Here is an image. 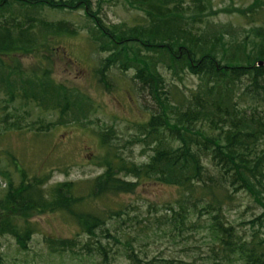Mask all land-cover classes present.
I'll return each instance as SVG.
<instances>
[{
  "label": "trees",
  "instance_id": "trees-1",
  "mask_svg": "<svg viewBox=\"0 0 264 264\" xmlns=\"http://www.w3.org/2000/svg\"><path fill=\"white\" fill-rule=\"evenodd\" d=\"M123 1L142 12L145 18L126 30L109 28L100 19L96 20L95 34L89 35L91 48L97 46L99 51L110 52L108 48L114 47L116 57L124 45L135 40L139 44L143 42L149 50L162 52L166 60L174 64L173 68L179 65L197 77L199 84L184 95L176 86L167 89L162 77L149 65L137 69L135 79L157 108L147 124L138 129L143 139L137 142L151 153L147 161L136 164L117 154L106 153L100 159L99 166L104 172L99 177L45 190L41 187L45 184L42 179L29 180L25 172L13 164L23 181L16 188L10 184L5 200L0 202V236L13 237L18 247L25 250L34 228L27 223L18 233L16 218L28 219L33 212L47 210L62 212L76 224L79 233L68 239L45 237L44 244L50 255L81 254L100 259L98 264H110L118 250H112L111 244H115L129 264H149L134 251V244L142 242L138 237L118 235V223L114 221L120 220L121 225H126L123 219L126 217L127 221L134 220V225L141 223L135 216L129 218L125 204L117 203V208L112 210L87 209L93 201L107 202L117 196L133 194L137 185L144 182L173 187L177 191L176 201L167 207L169 215L153 218L155 226L169 227L167 232H161L164 236L174 239L186 230H199L195 221L204 219L209 223L208 231L218 243L217 252L222 254L225 263L264 264V241L256 239V235L249 240L239 237L227 226L223 213L224 206L241 191L261 208L256 222L264 226V27L258 26L260 20L262 23L264 20V0H253L252 5L242 11L243 15L240 13L241 18L247 19L246 33H254L259 43L256 53L246 55L243 63L235 60L237 66H232L236 63L229 50L239 51L241 45L233 39L227 46L220 42L221 34L230 38L236 35L229 28L221 29L219 35V27H210L206 18L207 12L209 15L211 12L209 0ZM69 6L88 11L90 0H0V101L4 109L23 102L36 104L58 118L72 121L82 118L86 108L82 96H75L63 85L49 80L48 70L42 72V78L27 76L16 61L17 56L30 55L45 63L44 54L51 51H47L49 38L75 36L70 24L36 19L27 15L26 10L29 13L39 7L63 10L70 9ZM16 7L19 16L13 10ZM223 46L229 54H224L227 50L220 52ZM258 62L262 66H258ZM8 116L5 113L1 120L5 125L3 130L20 131V122L12 121L15 124L11 125ZM111 135V130L101 133L104 148L110 146ZM174 142L178 145L174 146ZM204 160L212 170L204 165ZM80 236H86L87 240L81 242ZM163 262L191 264L182 260Z\"/></svg>",
  "mask_w": 264,
  "mask_h": 264
},
{
  "label": "rangeland",
  "instance_id": "rangeland-1",
  "mask_svg": "<svg viewBox=\"0 0 264 264\" xmlns=\"http://www.w3.org/2000/svg\"><path fill=\"white\" fill-rule=\"evenodd\" d=\"M252 3L253 0H209L208 6L211 12L210 15L209 11L207 12L206 18L210 27H219V35L221 29L227 28L231 33L233 29L236 35L230 38L229 35L221 34L220 36L223 37H220V42L223 41L222 43L226 45L233 39L241 45L239 51L229 50L234 63L237 60H242L243 63L247 59L246 55H254L258 47L259 39L254 33H246L249 27L247 19L243 16L241 18L244 13L242 11ZM13 10L19 16V8ZM26 11L27 15L36 19L53 23L63 21L70 24L75 30V36L49 38L47 51H51L44 54L47 56L45 63L38 57L17 56L19 69L34 79L36 76L42 78V72L48 70L49 80L63 85L75 96H82L86 108L81 119L72 121L69 118H58L49 114L38 108L36 104L16 102L4 109L5 105L0 101L1 203L5 200L10 184L12 188H16L23 181L22 176L15 169L16 166L25 172L29 180L35 177L42 179L45 184L41 187L45 190L63 183H81L99 177L104 172L99 166L100 159L106 153L117 154L136 164L146 162L151 153L137 142L138 139H143L138 129H142L147 124L157 108L148 92L142 89L135 79L137 69L149 65L151 70H155L162 77L167 89L171 85L176 86L184 95L195 90L199 84L197 77L186 72L179 65L173 68L174 64L168 58L166 60L162 52L161 55L160 51L149 50L143 42L139 44L135 40L124 45L120 49L121 54L116 57L114 55L116 50L112 51L114 47L108 48L110 52L99 51L97 46L91 48L89 35L95 34L96 20L100 19L106 27L126 30L134 25V22L145 18L142 12L132 9L123 0H90L88 11L72 6L63 10L39 7L36 11L30 10V13ZM22 12L25 13L23 10ZM258 26L264 27V20L263 23L260 20ZM154 50L157 49L154 47ZM223 50H227L224 54H229L227 47L220 48V52ZM237 63L232 66H237ZM258 66H262V63L258 62ZM177 68L180 70L171 71ZM97 71H101V74ZM5 113L9 114V124L12 121L20 122L19 126L22 127L20 131L3 130L5 125H2L1 120ZM107 130H111L113 135L108 139L111 147L104 148L100 135ZM177 145L174 142V146ZM203 163L212 170L207 160ZM13 164L16 166L13 167ZM127 180L134 181L130 178ZM176 199L177 191L173 187L140 182L133 194L117 196L107 202L93 201L88 204L90 208L87 209L112 210L117 208V203L125 204L127 206L125 213L129 218L135 216L141 223L134 225V220L127 221L126 217L123 218L124 221L133 225H121L120 220L114 221L118 223V235L138 237L142 242L134 244V251L142 261L149 264H165L163 261L166 260H182L191 264H229L225 263L222 254L217 252L219 245L212 240L207 227L209 223L206 220L193 219L198 222L199 230H186L174 239L162 234L164 231L167 232L169 227L152 224L154 217L165 218L169 215L167 207L172 206ZM261 212L259 205L241 191L233 195V200L223 208L227 226H231L239 237L246 240L256 235L258 236L256 239L264 241V226L256 222ZM148 219L150 223H147ZM15 222L18 233L27 227V223L33 226L34 231L25 250L18 247L13 237L0 236V264H98L100 262L98 258L92 259L81 254L59 256L47 252L45 237L68 239L74 238L79 233L76 224L68 220L62 212L49 210L33 212L28 219L18 217ZM114 222L113 225H117ZM158 228L162 229L158 230ZM97 235L100 236V232H97ZM78 240L85 242L87 237L80 236ZM114 245L111 244L112 250H118L110 264H129L127 259L121 256L122 251L119 246Z\"/></svg>",
  "mask_w": 264,
  "mask_h": 264
}]
</instances>
